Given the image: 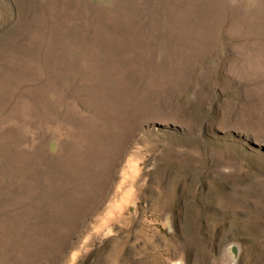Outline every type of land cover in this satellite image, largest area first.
Returning <instances> with one entry per match:
<instances>
[{
    "label": "rangeland",
    "instance_id": "rangeland-1",
    "mask_svg": "<svg viewBox=\"0 0 264 264\" xmlns=\"http://www.w3.org/2000/svg\"><path fill=\"white\" fill-rule=\"evenodd\" d=\"M0 264H264V0H0Z\"/></svg>",
    "mask_w": 264,
    "mask_h": 264
}]
</instances>
